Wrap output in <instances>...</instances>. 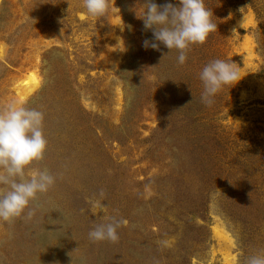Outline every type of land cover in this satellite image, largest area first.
Returning a JSON list of instances; mask_svg holds the SVG:
<instances>
[{
  "label": "rangeland",
  "instance_id": "rangeland-1",
  "mask_svg": "<svg viewBox=\"0 0 264 264\" xmlns=\"http://www.w3.org/2000/svg\"><path fill=\"white\" fill-rule=\"evenodd\" d=\"M144 2L108 0L95 18L84 0H0V108L43 112L47 150L26 177H56L0 221V264H247L264 252V0H204L217 30L183 65L142 46ZM215 59L241 81L206 106L199 74ZM104 215L127 221L115 243L89 239Z\"/></svg>",
  "mask_w": 264,
  "mask_h": 264
},
{
  "label": "clouds",
  "instance_id": "clouds-1",
  "mask_svg": "<svg viewBox=\"0 0 264 264\" xmlns=\"http://www.w3.org/2000/svg\"><path fill=\"white\" fill-rule=\"evenodd\" d=\"M177 3L178 6L158 5L154 0H145L143 15L138 18L143 20L144 29L153 33L152 40L143 41L144 49L159 50L161 44L170 51L175 49L179 53L178 63L183 65L190 46L203 44L208 35L217 30V24L212 21L213 13L206 8L204 0H177ZM108 7V0H84L87 13L95 18L105 17ZM235 64L215 59L203 67L199 74L203 84L202 103L211 106L224 86L241 81ZM43 121V112L17 101L0 108V185L8 189L0 195V221L8 222L21 216L38 194L46 193L56 182V177L47 169L32 171L26 177V169L42 161L47 150ZM104 196V191L100 190L101 199L93 202V207L100 212L106 208L102 205ZM33 214L28 213L29 217ZM103 217L107 222L96 225L89 232V239L117 242V229L127 221L114 216ZM247 264H264V252L250 256Z\"/></svg>",
  "mask_w": 264,
  "mask_h": 264
},
{
  "label": "bare ground",
  "instance_id": "bare-ground-1",
  "mask_svg": "<svg viewBox=\"0 0 264 264\" xmlns=\"http://www.w3.org/2000/svg\"><path fill=\"white\" fill-rule=\"evenodd\" d=\"M38 84H39V81L37 80V79H33L32 80V88L30 89V91H32L34 88H36L37 86H38ZM30 88V87H29ZM214 232H215V234H216V236L218 237V238H220L221 240H223V241H226V242H228V244L230 243H232V239L230 238V235L228 234V232L227 231H225V229H223L222 227H215L214 228ZM227 258V257H226Z\"/></svg>",
  "mask_w": 264,
  "mask_h": 264
}]
</instances>
